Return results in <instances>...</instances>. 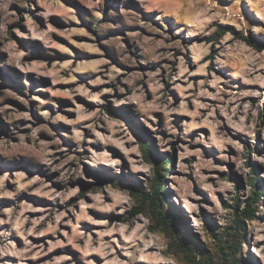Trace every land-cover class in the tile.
<instances>
[{
	"label": "clouds",
	"instance_id": "1",
	"mask_svg": "<svg viewBox=\"0 0 264 264\" xmlns=\"http://www.w3.org/2000/svg\"><path fill=\"white\" fill-rule=\"evenodd\" d=\"M13 2L20 3L25 8L30 7L28 0H6L0 5V12L6 13L7 5ZM83 2L92 10L97 21L102 19L101 13L97 10L103 9L105 0H83ZM132 2L145 13H157L155 19L162 27L145 22L139 13L125 10L123 6L128 4L129 0H118L119 11H114L112 14L119 15L125 25H138L153 34L146 35L140 31L132 34L131 42L146 58L139 61L129 54L122 39L104 41V44L117 50L123 64L133 69L129 73H122L119 68L104 59L76 64L74 67L71 61L59 66L53 64L52 69L46 64L25 63L23 57L26 53L19 50L14 41L5 42L8 36L7 24L13 21L7 15L0 21V44H3L0 51L8 53L6 61L8 65L23 73H35L36 78L50 77L53 85L76 83L77 77L73 73L82 72L101 74L90 81L92 86L110 85L98 91H92L83 84L65 91L44 89L50 93V98L40 99L35 107L36 113L44 121L38 125H35L30 111H17L15 108L9 111L7 105L0 107V118L9 126V136L6 138L0 135V159L11 162L19 161L22 157L27 158L43 166V170L48 175L58 174L54 177V182L63 185V190L57 191L45 178L40 175L29 178L28 173L23 170L0 174V199L7 198L15 202L12 207L0 208V217H3L0 218V225L10 226L8 231H0V264H12L11 261L4 259L7 256L17 258V264H27L29 260L37 261L53 250L69 245L81 254L79 257L81 264H96V261L88 259L92 254L99 256L102 264H178L174 257L165 255L168 252L170 239L163 231L153 230L155 220L151 213L145 211L134 213V210L140 207V203L127 187L106 183L86 191L81 196L78 185L69 186L70 181L76 180L95 184L94 178L85 175L84 165L93 169L103 165L110 169L114 176L131 174L147 191H151L152 182L156 180L157 169L153 163L145 159V150L141 142L124 121L104 110L103 106L106 103H110L115 109L122 106L129 107L138 118V123L152 133L157 149L161 153H171L172 142L177 138L187 142L177 145V171L191 172L196 184L209 194L214 206L193 203V200L200 199L193 191V181L170 174L167 175L170 181L168 187L175 193L172 198L174 203L183 207L190 217L192 214L198 216L200 208L205 207L209 213L215 214L221 225L230 224L234 219V216L232 219H225L231 216L232 210L221 207L216 193H222L224 199L231 203L236 195L235 186L226 179H220L211 171L218 169L227 172L226 165H218L212 158L206 159L200 148L192 146L203 145L208 149H216L218 159L233 162L235 171L247 178L250 170L245 166V148L233 140L224 128L226 125L236 133H243L253 138L259 132L264 138V117H262L264 72L261 71L264 70V51H257L251 47L247 39L250 33L253 36L264 37V24L259 26L249 24L241 14V5L245 4L259 20L264 21V0H231V5L227 7L223 6L220 0H132ZM41 6L46 10L39 15L44 17L45 23L48 24V17L54 14L56 9L44 0H41ZM60 11L66 21L77 19L75 14L69 13L67 9L61 8ZM165 18H170L172 24L177 26L172 34L168 31L169 25L165 23ZM15 19L19 20V17ZM25 22L27 32H18L17 35L27 40H40L46 49H59L71 55L69 48H61L53 40L51 34L55 29L50 24L47 30H40L30 18H26ZM224 24L233 25L240 35L234 36L231 32L217 35L218 25ZM114 27L116 26L111 23H101L97 30L108 31ZM181 33L184 34V40L191 38L203 40L204 37L212 39L192 43H183L179 38L173 39V35L179 37ZM74 34L86 33H60L73 43L71 37ZM177 49L180 53H187L189 59L186 60L184 55H177L175 51ZM91 51L99 52L100 49L93 47ZM162 61L173 62L162 65L163 74L161 67L153 71L139 70L140 64H160ZM105 64L108 65L107 68L102 67ZM211 65H215L216 69L213 70ZM63 70H67V77L60 75ZM225 72L227 76L223 74ZM192 77L201 78L193 81ZM237 80L245 85H259L260 90H236L231 85ZM172 90L178 94V102L175 104L173 96L170 95ZM106 95L107 101L103 99ZM76 96L92 102L96 106L95 109L89 110L77 103ZM249 96L259 97V102L254 105L251 101H245L244 98ZM51 97H64L70 100L75 107L67 110L75 113L74 118L69 119L59 111L53 114L45 109V104H51L54 110L59 108L58 102ZM9 98L20 101L26 108L29 105V99L9 90H0V104ZM155 113L162 114V126L156 125ZM217 114L223 119L217 118ZM176 116H187L191 119L181 121L178 128L174 124ZM20 120L30 122L23 125L29 131L22 132L14 126V122ZM85 121L88 123H84ZM61 123L69 126V129L61 135L74 144V150L71 152L62 145L61 139L52 127ZM199 128H208L211 135L205 138L203 133H198L195 138L190 139V134ZM84 129L88 130L89 136L85 135ZM162 132L166 133L167 137L161 135ZM41 133L50 139H42ZM93 144L103 147L100 151H96L91 147ZM229 145L236 150V156L227 154ZM109 147L118 150L120 156L114 158ZM121 156L123 159L120 158ZM193 156L197 158L195 162L190 165L184 163ZM125 162L127 168H124ZM261 162L264 163V160ZM204 169L209 170L208 174L204 173ZM210 179L215 181V186ZM8 183L15 187L9 190ZM229 192L232 196L228 195ZM22 194L44 197L60 205H67L73 197H77V200L75 204L66 206L63 211L54 208L38 209L28 203L18 202L17 198ZM86 197L88 200L85 199ZM244 207L245 205L242 204L241 208ZM256 207L258 210L255 215H264V205L258 204ZM89 209L120 216L122 219L110 224L107 219H95L89 213ZM37 211H43L44 214L35 219L26 215L28 212ZM81 222L91 225L100 224L103 228L93 230L94 240L93 235L81 230ZM247 223L253 233L254 242L264 241V224L255 219H248ZM62 224L68 226L70 233L60 227ZM195 227L200 231L202 224L197 221ZM13 233L21 237L22 249H17L14 242L6 241L5 238ZM48 234L55 237V242L48 241L49 247L46 250L43 244L35 245L29 239V237H44ZM61 235L65 239L62 240ZM105 237L109 239L105 240ZM242 247L247 251L246 245ZM150 249L152 251H149ZM117 250L122 252L126 259L118 257ZM252 250L264 261V246L253 247ZM65 261L68 264H76L71 257L63 254L53 258L48 264H65Z\"/></svg>",
	"mask_w": 264,
	"mask_h": 264
},
{
	"label": "rangeland",
	"instance_id": "2",
	"mask_svg": "<svg viewBox=\"0 0 264 264\" xmlns=\"http://www.w3.org/2000/svg\"><path fill=\"white\" fill-rule=\"evenodd\" d=\"M6 2V0H0V5H3ZM30 7H22L20 3L13 2L7 5V10L5 12H0V21L3 20V17L5 15L8 16L9 19H11L13 22L7 24V30H8V36L5 38V42L8 40L14 41L17 44V47L19 50L24 51L26 55L23 57V62L28 64H35V63H41L46 64L49 69H52V65L55 64L57 66L61 64L68 63L69 61L72 62L73 67L76 64L80 63H91L99 59L107 60L110 64L113 66L119 68L122 73H129L133 71L132 68H130L128 65L123 64L119 56L117 54V50L114 47L108 46L104 44L105 40L108 39H122V42L125 44L126 48H128L129 54L132 55L134 58H136L138 61L146 59L142 55V51L131 42V36L136 31H140L143 34L146 35H153L152 33L146 32V30L141 29L138 25H125L119 15L112 14L114 11H119V4L118 0H105V5L103 9H98L101 13L102 19L97 21L95 17L93 16L92 10L88 9L83 2V0H44L45 3L51 4L54 9H56V12L48 17V24L45 23V18L39 15V13L45 11L41 6V0H28ZM221 4L225 7L231 5V0H220ZM125 10H131L133 12L139 13L141 15V18L145 22H150L156 27H162V25L155 19L157 13H145L137 4L132 2V0H129V3L123 6ZM67 9L69 13H74L76 16V20L73 21L71 19L65 20L63 13L60 11V9ZM241 14L244 16L245 20L252 25H262L264 24V21L259 20V18L249 10V7L245 4L241 5ZM19 17V20H16L15 18ZM26 18H30L36 25H38L40 30H47L49 24L55 29V31L51 34L53 37V40L60 45L61 48L67 47L71 50V55L61 52L59 49H46L43 46V42L40 40H27L24 39L22 36L17 35V33H25L27 32V26H26ZM101 23H111L115 25L116 27L109 29L108 31L100 30L98 31V25ZM165 23L169 25L168 31L170 34H172L177 27L176 25L172 24V21L170 18H165ZM94 25H96L94 27ZM219 32L217 35H220L224 32H231L234 36H239V32H237L233 25H218ZM224 29V31H222ZM86 33V34H74L71 37L70 42L69 39L65 38V36L60 35V33ZM184 34L181 33L179 37L173 35V39H181L183 43H192L195 42H203L206 40H210L212 38L210 37H204L203 40L201 38H191L189 40L183 39ZM248 43L251 47L255 48L257 51H264V37L259 36H253L251 33L249 34ZM252 40H257L261 43L262 48L258 50L255 46L252 44ZM0 47H3V44H0ZM96 47L99 48V52H93L91 51V48ZM177 55H184L185 59H189L187 53H180V51L177 49L175 50ZM51 53V54H49ZM8 59V53L0 51V90H9L14 92L16 95L21 96L25 99H29V105L26 108L23 103L16 99L9 98L3 102V104H0V107H4L5 105L9 106L8 110L11 111L12 108H15L17 111H30L31 115L33 116V119L35 121V125L44 123L42 118L36 113L35 107L38 104L39 100H47L50 98V93L44 89L52 88L54 91H65L70 90L74 87H76L78 84H83L85 86H88L91 88L92 91H98L100 88L104 87H110V85H96L92 86L90 84V81L94 79L96 76L101 75L100 73H91V72H82V73H73L77 77L76 83H58L53 85L51 83V78L47 76H40L39 78H36L35 73H23L19 69H16L15 67L8 65L6 63ZM166 63H173L169 61H162L160 64H153V63H147V64H140L139 70L140 71H153L157 67H161V72L163 74V68L162 65ZM102 67L107 68L108 65H102ZM210 67L213 68V70L216 69L215 65H211ZM190 70H192V66L190 64ZM264 72V70H261ZM220 74V73H218ZM225 76H227V73H223ZM60 75H63L67 77L68 72L67 70H63L60 72ZM201 77H192L191 79L193 81H196L200 79ZM230 78V77H229ZM119 79V78H118ZM126 87V86H125ZM147 87V86H145ZM167 87V85H166ZM231 87L235 88L239 91H252V90H260L259 85H245L242 84L240 81H234ZM211 90V89H210ZM170 95L173 96L174 104L178 102V94L172 90L170 91ZM38 98V99H36ZM52 100L57 101L59 104L58 109H53V106L51 104H45L44 108L52 112L53 114L56 113V111H59L60 114L65 115L67 118L71 119L74 118L75 113L72 111H68L67 109L74 108L75 105L71 103L70 100L64 97H51ZM77 103H80L87 107L89 110H94L95 105H93L92 102L85 100L83 97L76 96L75 97ZM107 101L108 97L107 95L103 97ZM259 97L249 96L245 97V101H251L254 105L259 102ZM215 103V102H212ZM106 106H111L110 103H106ZM191 107V105H190ZM115 109V108H113ZM118 110L122 111L126 116L127 119H123L121 117H117L124 121L126 125L129 127L130 131H132L131 127L136 126L137 129L141 128V124L138 123V118L135 116V114L131 111L129 107L122 106ZM157 117V121L155 122L157 126H162V114L161 113H155L154 114ZM262 117H264V113H262ZM217 118L223 119L222 117H219V114H217ZM190 117L187 116H176L174 119V124L179 128L181 121H187L190 120ZM27 123H30L29 121H16L14 122V126L18 127V129L22 132H27L29 129L24 128L23 125H26ZM84 123H88V121H85ZM34 125V126H35ZM143 126V125H142ZM54 130L57 132L59 138L61 139L62 145L65 146L70 152L74 150V144L66 140L63 135H61L62 132L69 129L68 125L64 124H58L52 126ZM79 127V126H77ZM144 127V126H143ZM147 134L151 137L152 143L154 145L155 150L159 154H166L171 156L172 163L171 166L162 165V168L166 172L163 173L164 176V188H162L161 192L164 196L163 200V209L167 211V214L169 217H174L176 224L178 226V230L176 233H173L167 229L161 228L159 224L155 221V229H159L167 234V236L170 239L168 252L165 253V255H169L171 257H174L178 264H264V261L260 259L256 255V253L252 250L253 247H261L264 246V241L254 242V236L253 233L250 231L249 225L247 223L248 219H255L259 223L264 224V215L253 217H246L240 213L241 211V205H245L247 200L250 196H252V191L255 188L253 184L250 182L251 177L256 176L258 178L259 183V190L261 191V197L260 199L253 204L256 211L257 205H264V163L261 161L264 160V138L261 137L260 133L257 132L255 138L247 136L243 133H236L231 128L227 127L225 125L224 130L231 136V138L238 143L242 144L245 148V157H246V164L245 166L249 168V174L247 175V178L245 176L240 175L235 171V164L231 161H223L217 158V151L216 149H208L205 148L203 145H193V148H200L204 152L205 158H212L213 162L227 167V172L219 171L218 169L211 170L212 173L216 176H218L220 179H226L229 182H232L236 189V195L232 198L233 202L226 201L224 199V196L222 193L217 192L216 196L219 200V203L222 208L225 209H231V216L225 217V219H232L234 216V219H232V222L227 225H221L219 224L218 220L216 219L215 214L209 213L205 207L200 208V213L197 216L196 214H192L190 217L189 214L186 212V210L179 206L178 204L173 202V196L175 193L168 187L170 181L167 179V175H177L181 177H186L193 181V191L196 193L197 196L200 197L199 200H193V203H196L198 205H207L209 207L214 206L212 200L209 197V194L204 191L202 188H200L196 182L195 179L192 177L191 172L189 173H181L177 171V162H178V152H177V145L181 143H187L181 138H177L175 141L172 142V152L171 153H161L156 146V141L153 138L152 133L144 127ZM85 135L89 136V132L87 129H84ZM103 131V130H102ZM133 133V131H132ZM198 133H203L205 135V138L211 135V131L208 128H199L194 130L190 134V139L195 138ZM161 135H164L167 137L166 133H160ZM0 135L4 137L9 136V126L8 124L0 118ZM42 139H50V137H47L44 133L40 134ZM15 142V141H14ZM91 147L96 150L100 151L103 146L98 144H93ZM109 151L112 152L114 158L117 156H120L118 153V150L109 147ZM87 154V153H85ZM228 155L230 156H236L237 152L234 148H232L230 145L228 146ZM57 155H62L61 153H57ZM77 155H80V153H77ZM123 159V157H120ZM259 158V159H258ZM146 159V158H145ZM196 157H190L187 160L184 161L186 164H191L196 161ZM124 168H127L126 162L124 163ZM254 168L257 169V172L254 171ZM96 170L99 172H102L103 174L109 176V177H118L124 180V182L120 183L122 187H127L132 194L139 200L140 207L137 209H142V211L150 212L149 206L147 203L142 204L141 198L138 196L139 191H147L142 184L139 181L135 180V177L131 174L129 175H120V176H114L112 175L110 169H107L105 166L101 165L99 168L93 169L88 165H84V172L87 177L93 178V176L87 174L86 170ZM17 170H23L26 173H28V177L32 178L36 175H40L41 177L45 178L47 182L51 184L52 188H55L57 191L63 190V185L57 184L54 182V177L58 174L53 173L52 175H48L44 170L43 166L37 165L33 163L31 160L22 157L19 161H11L8 162L4 159H0V174H3V172H8L11 174L13 171ZM205 174H208L209 170L204 169L203 170ZM142 175V174H138ZM95 180V178H94ZM210 182L213 183L215 186V181L210 179ZM85 183H87L85 180H76V181H70L69 186H76L78 185L80 187V195L83 196V194L91 190L95 187L102 186L106 183L111 182H104L102 185H99L95 183L94 185H90L89 187L92 188H84ZM128 183L132 185V188L128 186ZM153 183V182H152ZM153 185V184H152ZM151 185V190H152ZM7 187L9 190H12L15 185L8 183ZM35 187V185H33ZM229 196H232V193H228ZM88 200V198H85ZM191 199V198H190ZM77 200V197H73L70 201L67 202V205H60L59 203H53V201L47 200L44 197H37L35 195H28V194H22L20 197L17 198V201L20 203H28L33 208L38 209H50L54 208L58 211H63L66 206L75 204ZM15 202L13 200L2 198L0 199V208H9L14 206ZM238 204V208H235V205ZM134 210L135 211L137 210ZM239 209V210H238ZM255 211V213H256ZM89 213L93 215L95 219L98 220H104L107 219L108 222L111 224L113 222L120 221L122 217L116 216L113 214H104L95 212L91 209H89ZM133 213V214H134ZM151 213V212H150ZM43 211H37V212H28L26 215H28L30 218L35 219L41 215H43ZM152 217L153 214L151 213ZM239 217L240 220H242V223L244 224V230H237L235 226V221ZM3 218V217H0ZM67 219V217H66ZM155 220V218L153 217ZM197 221L202 224V229L200 231L196 230V223ZM75 222V221H74ZM28 225L26 224L25 227ZM64 231H68L70 233V229L67 225L62 224L60 226ZM10 228L9 225L3 224L0 225V231H8ZM103 225L97 224V225H91L87 222H81V230L84 231L87 234L93 235V239L95 240V234L93 230H99L102 229ZM237 232H241L245 235L244 239H239L237 237ZM58 235H60L58 233ZM174 237L179 238L180 242L183 243V245L188 246L190 249L189 251L185 248H183L179 243L174 242ZM60 238L63 240L65 239L62 235ZM6 241L10 240L16 244L17 249L23 248V241L20 236L13 233L11 236H8L5 238ZM30 240H32L33 244L35 245H44L45 250L49 247L48 241L55 242V237L51 236V234H48L44 237H29ZM109 239L108 237H105V240ZM83 243V242H81ZM240 244L239 250L236 249V245ZM242 245L247 246V251L244 250ZM149 251H152L151 249ZM67 255L71 257L73 261H76V264H81L79 257L80 253L72 248L70 245L66 246L64 248H57L53 250L52 252L48 253L46 256H41L37 261H27V264H48L49 261H51L55 257H59L60 255ZM116 255L120 257L121 259H126V257L123 256L122 252L117 250ZM5 260H9L12 262V264H17V258L12 256L4 257ZM88 259L96 261V264H102L101 258L97 256L96 254H92L88 257ZM243 259L245 262H241L240 260ZM65 264H68L67 261H65Z\"/></svg>",
	"mask_w": 264,
	"mask_h": 264
},
{
	"label": "trees",
	"instance_id": "3",
	"mask_svg": "<svg viewBox=\"0 0 264 264\" xmlns=\"http://www.w3.org/2000/svg\"><path fill=\"white\" fill-rule=\"evenodd\" d=\"M221 28V26H219ZM224 31V29H222ZM253 46H255L258 50L262 48V45L257 40L251 41ZM104 110L108 112L110 115H113L115 117H121L123 119H127V116L118 109H113L110 106L104 105ZM133 131V135L141 142L142 147L145 150V158L149 162L153 163L157 169V177L156 180L152 183V190L151 192L146 191H139L138 196L141 198L142 204L147 203L150 209V212L153 214V217L155 218V221L157 224L161 226L163 229H167L173 233H176L178 230V226L176 224V221L174 217H169L167 214V211L163 209V200L164 196L161 192L162 188H164L165 182H164V176L163 173L166 172L162 168V165L171 166L172 158L169 155L166 154H159L152 143L151 137L147 134L144 127L141 125L140 129H137L136 126L131 127ZM254 171L257 172V169L254 168ZM87 174L93 176L95 178V183L102 185L104 182H111L114 184H120L124 182L123 179L118 177H109L102 172L96 171V170H86ZM250 182L255 187L252 191V196L249 197L247 200L245 207L241 209L240 213L246 217H253L255 215V207L253 206L254 203H256L260 197H261V191L259 190V183L258 178L256 176L251 177ZM89 184L85 183L84 188L89 189L92 187H89ZM128 186L132 188V185L128 183ZM235 208H238V204L235 205ZM239 210V209H238ZM136 211H142V209H137ZM235 226L237 230H244V224L242 223V220L237 217L235 221ZM237 237L241 240L245 238V235L241 232H237ZM174 242L179 243L180 239L174 237ZM183 248L187 249L189 251V247L183 245L182 242L179 243ZM240 244L238 243L236 245V249L239 250ZM241 262H245L243 259L240 260ZM204 264V263H200Z\"/></svg>",
	"mask_w": 264,
	"mask_h": 264
}]
</instances>
